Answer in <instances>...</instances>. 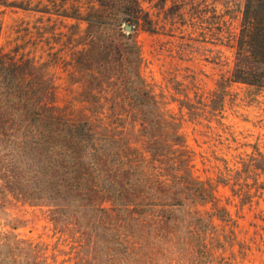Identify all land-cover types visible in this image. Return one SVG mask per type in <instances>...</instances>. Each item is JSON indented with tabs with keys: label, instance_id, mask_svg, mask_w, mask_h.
<instances>
[{
	"label": "rangeland",
	"instance_id": "1",
	"mask_svg": "<svg viewBox=\"0 0 264 264\" xmlns=\"http://www.w3.org/2000/svg\"><path fill=\"white\" fill-rule=\"evenodd\" d=\"M5 1L0 58L17 55L18 95L30 99L0 97V264H264V173L247 167L253 157L264 161L256 148L264 155V89L233 84L225 126L186 108L207 102L237 65L231 46L246 0H140V10L107 11L98 23L9 4L49 0ZM26 101L91 121L104 146L101 173L125 196L103 194V210L83 214L30 200L34 128L19 107ZM186 157L201 183L188 189L172 178ZM219 174L230 183L217 182ZM235 180L253 185L251 201L242 202ZM208 182L214 202L191 190ZM215 207L232 221L210 217Z\"/></svg>",
	"mask_w": 264,
	"mask_h": 264
},
{
	"label": "trees",
	"instance_id": "2",
	"mask_svg": "<svg viewBox=\"0 0 264 264\" xmlns=\"http://www.w3.org/2000/svg\"><path fill=\"white\" fill-rule=\"evenodd\" d=\"M39 7L31 6V3H9L12 7L22 9H33L41 12H56L68 18H75L90 23H98V18L103 17L107 11L140 10V0H127L126 4L117 0H97L96 2L84 3L83 0H74L69 7L67 5H56L55 1ZM114 4L113 6L110 4ZM0 3L6 4L5 0ZM98 3V4H97ZM215 11V25L220 30V15ZM112 13V12H109ZM185 14L181 15L184 16ZM232 48L236 51L237 65L229 77L222 76L217 84V88L212 92L207 102H198L200 106L186 107L190 117H200L207 113L210 115L209 122L215 120L220 126L223 123L226 97L233 84H244L252 88L264 89V0H246L242 12L241 25L238 33L234 36ZM20 70L17 55L10 58V63L0 58V97L3 99H30L19 96L22 89L19 86L18 73ZM138 106L147 105L150 99H134ZM152 100V99H151ZM153 107L156 103L153 101ZM151 105V104H150ZM187 106V105H186ZM27 112L26 122L34 130L29 135L34 143L32 154L34 158L33 187L30 186L35 195L28 198L32 201L64 202L69 207L73 206L76 213H85L86 209L95 212L102 211L97 206L96 201L101 195L109 194L119 201L125 196L126 188L107 180L101 173L100 162L103 151V142L97 138L94 127L89 120L75 119L64 108L57 105L47 106L43 101L30 103L28 101L19 104ZM258 156L264 159V155L259 151ZM29 157V156H28ZM30 159V158H29ZM18 159L19 163H23ZM32 161V158L30 159ZM259 158L253 157L252 163L247 165L248 170H261L264 173V161L259 165ZM186 157V164L183 169H178L172 178L188 189L193 184H201L194 179V165ZM24 163H27L26 161ZM221 174V173H220ZM217 182L229 184L228 177L220 175ZM107 180L111 187L104 188ZM27 181V180H26ZM209 181V180H208ZM13 182V181H12ZM209 183V182H208ZM207 183V184H208ZM237 191L242 196V202L251 201L253 195V185L243 184L240 180H235ZM208 189L196 187L197 195L210 202H214L212 197L214 185L209 183ZM121 187V189H120ZM27 190V189H26ZM175 205V204H173ZM210 217L220 218L224 221H232L231 214L225 209L215 207V212ZM170 218V217H169ZM197 222L205 223L204 218H195Z\"/></svg>",
	"mask_w": 264,
	"mask_h": 264
},
{
	"label": "water",
	"instance_id": "3",
	"mask_svg": "<svg viewBox=\"0 0 264 264\" xmlns=\"http://www.w3.org/2000/svg\"><path fill=\"white\" fill-rule=\"evenodd\" d=\"M128 29H131V27L129 26Z\"/></svg>",
	"mask_w": 264,
	"mask_h": 264
}]
</instances>
